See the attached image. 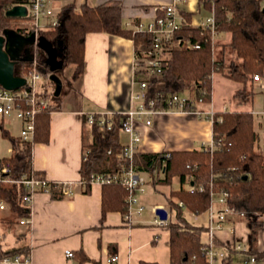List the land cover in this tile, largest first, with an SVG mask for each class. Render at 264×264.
Here are the masks:
<instances>
[{"label":"trees","instance_id":"1","mask_svg":"<svg viewBox=\"0 0 264 264\" xmlns=\"http://www.w3.org/2000/svg\"><path fill=\"white\" fill-rule=\"evenodd\" d=\"M29 0H0V33L7 27L22 31L24 27L13 24V18L6 10L13 5L27 3ZM123 5L119 0L99 3L85 2L80 10L75 2L62 6L56 24L49 23L41 31V38L50 41L57 48L65 64L73 65L71 79L73 84L85 70V44L89 32H108L134 40L136 50L135 78L149 82L145 102L155 101L156 107L167 108L169 104L163 96L171 93L195 94V101L211 102L213 98V75L221 72L229 79L241 83L233 98L238 104L251 102L254 96L252 82L254 76L264 75V3L263 0H198L197 11L214 12L216 29L221 36L215 40L211 31L192 25L194 12L180 10L188 20L174 33L169 43L163 44L162 55L166 58L160 73H150L146 68L144 56L153 47L154 37L149 32H134L125 25L122 16ZM164 11L158 9V16ZM33 29V27H32ZM229 34L227 41L222 36ZM179 38L199 43V48H189L185 43L176 44ZM222 46H221V45ZM221 46V49H218ZM229 51V53H228ZM42 54L39 70L49 79L52 72ZM229 54V55H228ZM33 67L31 60H18L15 74L26 77ZM57 69L62 77L64 72ZM52 86L49 92L48 87ZM55 83L48 80L42 94L50 97L52 103L37 114L36 129L31 139H23L12 134L0 118V131L11 145V154L0 157V166H7V172L0 171V201L9 206V214L3 215L0 208V223L14 224L29 216V209L23 205L26 185L24 178L46 177L44 171L33 165V146L36 142L50 141L51 112L57 108L61 96H55ZM189 105L194 108V101ZM213 119V141L215 148L203 146L193 150H165L143 152L138 150L134 163L138 170L150 175L151 184L172 185L179 177L180 185L166 192L170 208L176 212V219L169 222L171 264H208L203 249L205 226L190 221L184 209L202 214L210 206L211 191H228V202L238 210L245 211L251 228L249 252H258L259 229L264 228V152L258 148V132L255 130L254 113L248 110H225L215 112ZM120 116L114 117L112 129L101 131L97 125L87 127L85 118L82 131L84 149L81 176L86 181L85 190H90L92 173H108L117 169L118 155L125 144L121 138ZM112 153L109 154L108 151ZM2 178L14 179L4 182ZM189 178L190 185L187 184ZM185 184L188 186L186 187ZM203 186V190L200 189ZM52 197L64 195L52 186ZM128 192L119 183H106L103 186L102 220L111 210H119L124 216L129 214ZM2 239V238H1ZM27 253L25 248H6L0 240V258L16 253ZM84 263L88 256L78 251ZM142 264H158L142 261Z\"/></svg>","mask_w":264,"mask_h":264},{"label":"crops","instance_id":"2","mask_svg":"<svg viewBox=\"0 0 264 264\" xmlns=\"http://www.w3.org/2000/svg\"><path fill=\"white\" fill-rule=\"evenodd\" d=\"M78 1L64 0L61 3L60 0H48V4L59 12L63 5L70 2H75L80 10L85 2L97 5L111 0ZM119 1L123 5L125 25L134 28L137 23L148 22L158 16V6L171 0ZM179 6L181 10L194 12L195 15L198 0H185ZM194 15L192 25L197 26L205 17L196 19ZM229 36L225 34L221 40L227 41ZM58 59L62 58L59 56ZM73 68L68 75L69 79ZM135 68L133 39L104 31L87 34L84 73L76 80V85L75 82L68 84L67 76L64 78L59 74L63 80L62 92L67 90V94L61 92L57 108L51 112L50 141L36 142L33 146L34 168L44 171L51 181H71L75 193L62 198H54L45 192L36 193L28 216L30 221L7 223L10 228L15 227L16 231L12 234L13 246L4 245L6 248H25L32 253L35 264H107L106 259L113 254L119 255L115 264H142V261L171 264L169 225L155 226L152 223L156 209H169V205L157 203L155 213L150 216L136 214L128 218L119 210H111L102 220L104 185L92 183L90 190L86 191L81 176L84 153L82 131L86 114L113 111L119 115L122 111L136 107L139 101L134 95L140 90V80L135 78ZM263 76L253 80L250 86H253V90L256 84L264 89ZM66 85L69 87L66 88ZM241 86V83L229 79L223 73L215 72L212 101H194L195 110H201L202 114L172 109L156 114L151 125L140 121L138 131L142 138L139 150L158 152L200 149L204 143H211L213 139V119L210 114L225 110H248L256 114L259 124L255 125L259 135L258 143L262 139L264 142V102L261 108H255L253 96L250 103L238 104L233 95ZM191 94L194 92L190 91L188 96L192 97ZM87 127H90L88 123ZM121 138L125 144L130 139L129 134L122 129ZM11 152L10 147L8 155ZM175 179L179 186V177ZM143 196H140L141 201L148 207ZM1 212L3 215L9 214V206L1 209ZM204 218L206 222L201 225L206 226L207 219ZM240 230L241 236L248 233L243 224ZM3 237H6L5 233H2ZM260 248L264 250L261 237ZM67 249H71L75 255L67 257ZM78 251H84L89 259L82 263L77 256Z\"/></svg>","mask_w":264,"mask_h":264},{"label":"built area","instance_id":"3","mask_svg":"<svg viewBox=\"0 0 264 264\" xmlns=\"http://www.w3.org/2000/svg\"><path fill=\"white\" fill-rule=\"evenodd\" d=\"M185 0H171L161 3L158 9L164 11V15L156 16L148 22H139L134 26V32H149L153 34L154 44L144 56L146 68L150 73H160L162 71V63L166 58L162 55L163 44L169 43L184 24H188L187 17L180 11L179 4ZM28 8V18L33 21V31L36 32V43L34 44L35 58L32 61L33 67L30 69L26 78V84L18 89H7L0 85V118L12 117L18 118L20 122V133L23 139H31L36 129L37 114L46 109L52 100L50 97L42 94L44 85L49 79H46L39 70V60L37 52L39 46L38 39L43 28L49 23L56 24L58 21V13L48 4V0H29L27 3H21ZM44 21V22H43ZM197 26L211 31L212 38L215 39L218 33L216 29L215 14L210 12ZM185 43L189 48H199L200 44H193L190 40L185 41L179 38L176 44ZM254 79L259 80L260 76L256 74ZM140 90L135 93L134 98L139 104L126 111L119 113L120 128L129 134V142L119 153V164L116 170L108 173H92L90 183H119L128 192L127 201L129 204V214L143 215L147 206L141 201L140 196L145 193L146 185L150 181V175L146 171L138 170L134 163L135 153L140 148L141 135L138 131V123L143 121L146 125H151L153 117L156 114L166 112L172 109L193 111L199 115L201 110L190 108L191 97L180 93H171L163 96L167 99L169 106L167 108L156 107V103L152 100L149 104L145 102L146 91L149 85L147 80L139 81ZM214 113L210 114L211 117ZM116 113L113 111H94L86 114L87 123L97 125L99 130L105 131L112 129L114 117ZM203 146L215 148L212 139L211 143H204ZM112 153L111 150L108 151ZM7 166H0L1 172H7ZM143 174H147L146 179ZM4 182H13L14 179L2 178ZM189 185V178L187 179ZM86 184L85 180H82ZM26 185L27 191L23 196L22 203L31 212L35 201V195L38 192L52 193V186L58 188L64 196L74 195L75 191L71 181L55 180L51 181L47 177L37 178L30 177L20 180ZM203 190V186L200 185ZM228 191L216 193L211 191V202L209 208L202 214H205L207 224L203 233V249L207 257L208 264H264V255L252 254L249 252L251 244V228L245 211L238 210L228 202ZM7 203L0 201V208L5 209ZM165 208V207H164ZM168 218L162 219L157 213L154 214L152 223L155 226L169 225V209ZM188 209V208H187ZM189 210V209H188ZM190 211V210H189ZM192 212V211H191ZM193 213V212H192ZM195 214L198 218L202 214ZM30 218V217H29ZM29 218L21 219L22 222H29ZM244 225L245 232L241 236L242 231L240 225ZM261 230V229H260ZM241 233V234H240ZM2 235L0 234V240ZM258 252H262L260 248V237L257 240ZM75 254L71 249L66 250L67 257H73ZM119 259L118 254L110 255L106 259L107 264H115ZM0 264H35L32 253L19 252L11 256L0 258Z\"/></svg>","mask_w":264,"mask_h":264},{"label":"water","instance_id":"4","mask_svg":"<svg viewBox=\"0 0 264 264\" xmlns=\"http://www.w3.org/2000/svg\"><path fill=\"white\" fill-rule=\"evenodd\" d=\"M6 15L11 18L28 17V8L24 4H16L6 10ZM36 32L32 31L29 36L18 29L7 27L0 33V85L7 89H18L26 84V78L15 74V65L18 60H31L35 58L34 44ZM32 45V48L27 47ZM46 53V62L50 64L52 72L49 79L55 83V96H60L63 88L62 77L57 69L64 67V61L54 45L39 36L38 44ZM24 54V55H23ZM156 213L162 218H168V211L164 207H158Z\"/></svg>","mask_w":264,"mask_h":264},{"label":"rangeland","instance_id":"5","mask_svg":"<svg viewBox=\"0 0 264 264\" xmlns=\"http://www.w3.org/2000/svg\"><path fill=\"white\" fill-rule=\"evenodd\" d=\"M60 2H64V0H60ZM59 2V4H60ZM77 2H79L77 0ZM264 3V0H263ZM56 6V5H55ZM198 7V6H197ZM208 15V12H206V10H201V11H197V13L194 15V18L198 19V17H206ZM13 24L14 25H19L21 27L27 28V29H31L33 27V21L31 20V18H13ZM44 22V21H43ZM217 36H220V33L218 32L215 36V38ZM217 39V38H216ZM215 40V39H214ZM224 41V40H223ZM221 45V44H220ZM222 46V45H221ZM221 46L218 49H221ZM229 53V51H228ZM37 57L38 60H40L42 54L37 52ZM229 55V54H228ZM73 65H69V64H65L64 67V72H63V76H67L70 75L71 69H72ZM264 78V76H263ZM69 79V78H68ZM77 84V81H75V85ZM66 88H68L69 86H65ZM77 88V86L75 87ZM49 92L52 90V86L50 85L48 88ZM74 92V90H72V93ZM63 95L67 94V90H64L62 92ZM62 94L60 96H62ZM188 95V94H187ZM192 95V99L193 101H195V94H191ZM190 96V95H189ZM196 102V101H195ZM264 102V89L260 88V86L258 84L255 85V89H254V107L255 108H261ZM59 103V102H57ZM206 103V102H205ZM250 103V102H249ZM254 123L255 125H259L258 124V116L255 114L254 115ZM4 126L9 129L11 131L12 134H19L20 133V122L18 118H12V117H5L4 118ZM261 128V127H260ZM259 138V137H258ZM10 142L7 138L3 137L0 131V157L2 156H6L10 153ZM258 148L264 152V142L262 139V142L258 143ZM145 176L146 179L148 178L147 174H143ZM176 188L178 187V182L176 181V179L174 180L172 185L169 184H157L156 186H154L153 184H151V181H149L146 185V191L143 194L144 196V202L148 203V207L147 210L144 211L142 216L145 215H149L151 213H155L154 209H155V205L157 203L163 204L168 206V199L166 197V194L164 191L168 192L170 191L171 188ZM169 207V220L170 221H174L177 220L176 218V212L174 209ZM184 215L187 216V218L192 221L195 224H202L205 223L206 220H204V216L205 214H202L201 216H199L198 218H196L197 216H195V214H193L191 211H189L188 209H184ZM261 229V230H260ZM259 230L260 232V237L261 240L264 244V228H260ZM16 229L15 227L10 228L9 224L7 223H0V234L2 235V233L6 234V237H3L1 239V242L3 245L7 246V247H11L13 246V239H12V234L13 232L15 233ZM23 240V239H21Z\"/></svg>","mask_w":264,"mask_h":264},{"label":"flooded vegetation","instance_id":"6","mask_svg":"<svg viewBox=\"0 0 264 264\" xmlns=\"http://www.w3.org/2000/svg\"><path fill=\"white\" fill-rule=\"evenodd\" d=\"M32 31H33L32 28L31 29L24 28L21 32L24 33L26 36H29L32 33ZM27 47L32 48V45H27ZM60 58H61V56H60Z\"/></svg>","mask_w":264,"mask_h":264},{"label":"bare ground","instance_id":"7","mask_svg":"<svg viewBox=\"0 0 264 264\" xmlns=\"http://www.w3.org/2000/svg\"><path fill=\"white\" fill-rule=\"evenodd\" d=\"M90 184H92V183H90ZM102 185H104V184H102Z\"/></svg>","mask_w":264,"mask_h":264}]
</instances>
